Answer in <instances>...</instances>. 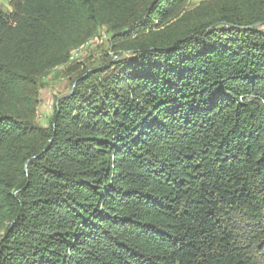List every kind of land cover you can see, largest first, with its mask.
I'll return each mask as SVG.
<instances>
[{
  "label": "trees",
  "instance_id": "trees-1",
  "mask_svg": "<svg viewBox=\"0 0 264 264\" xmlns=\"http://www.w3.org/2000/svg\"><path fill=\"white\" fill-rule=\"evenodd\" d=\"M0 264L264 262V0H8ZM109 52L36 123L37 77Z\"/></svg>",
  "mask_w": 264,
  "mask_h": 264
},
{
  "label": "rangeland",
  "instance_id": "rangeland-1",
  "mask_svg": "<svg viewBox=\"0 0 264 264\" xmlns=\"http://www.w3.org/2000/svg\"><path fill=\"white\" fill-rule=\"evenodd\" d=\"M210 1L212 0H186L185 7L191 10ZM0 8L5 12L10 11L8 0H0ZM109 39L110 33L106 27L97 28L95 34L86 40L89 42L88 47L83 48L84 44L79 46L83 49L77 58H73L70 53L68 62L47 68L38 75L36 123L39 126H47L55 99L69 92L73 76L81 68L98 63L105 54L110 53Z\"/></svg>",
  "mask_w": 264,
  "mask_h": 264
},
{
  "label": "bare ground",
  "instance_id": "bare-ground-1",
  "mask_svg": "<svg viewBox=\"0 0 264 264\" xmlns=\"http://www.w3.org/2000/svg\"><path fill=\"white\" fill-rule=\"evenodd\" d=\"M88 45H89V42L84 43L83 48H85L86 46L88 47ZM81 47H82V46H81ZM81 47H77L76 49H74V50L71 52V56H72L73 58H77V57L79 56V54L81 53V50L83 49V48H81Z\"/></svg>",
  "mask_w": 264,
  "mask_h": 264
}]
</instances>
